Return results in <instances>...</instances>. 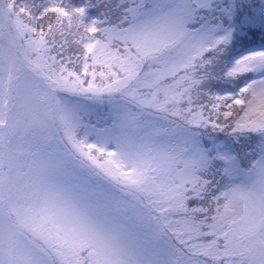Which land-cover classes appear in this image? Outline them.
Masks as SVG:
<instances>
[{"label":"snow or ice","instance_id":"1","mask_svg":"<svg viewBox=\"0 0 264 264\" xmlns=\"http://www.w3.org/2000/svg\"><path fill=\"white\" fill-rule=\"evenodd\" d=\"M21 157L66 174L39 264H264V0H0Z\"/></svg>","mask_w":264,"mask_h":264},{"label":"rangeland","instance_id":"2","mask_svg":"<svg viewBox=\"0 0 264 264\" xmlns=\"http://www.w3.org/2000/svg\"><path fill=\"white\" fill-rule=\"evenodd\" d=\"M65 176L59 169L38 174L23 157L6 167L3 183H0L2 264H39L38 233L45 228L55 231L47 222L44 210L51 203V189L63 182Z\"/></svg>","mask_w":264,"mask_h":264}]
</instances>
